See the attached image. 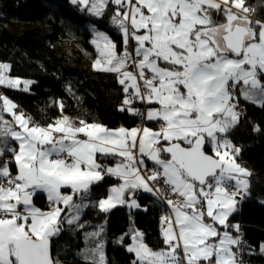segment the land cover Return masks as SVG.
Segmentation results:
<instances>
[{
  "label": "snow or ice",
  "instance_id": "6c2138e0",
  "mask_svg": "<svg viewBox=\"0 0 264 264\" xmlns=\"http://www.w3.org/2000/svg\"><path fill=\"white\" fill-rule=\"evenodd\" d=\"M70 3L98 19L111 9L121 40L94 28L92 67L115 75L120 111L154 126L110 129L67 116L41 125L0 92V264H59L53 238L65 223L84 227L89 205L140 209V191L165 209L164 247L154 250L131 229L132 264H243L230 217L250 195L251 172L237 162L230 133L241 98L264 107V19L247 0ZM8 71L0 63V86L29 90ZM109 156L111 165L100 159ZM106 177L118 183L93 204ZM41 194L47 210L35 204ZM102 230L86 233L96 238L83 254L90 264H108Z\"/></svg>",
  "mask_w": 264,
  "mask_h": 264
},
{
  "label": "trees",
  "instance_id": "16d2710c",
  "mask_svg": "<svg viewBox=\"0 0 264 264\" xmlns=\"http://www.w3.org/2000/svg\"><path fill=\"white\" fill-rule=\"evenodd\" d=\"M247 4L256 8L257 18L264 19V0H247ZM111 14L110 9L98 19L72 5L70 0H0V63L9 65L10 77L31 82L28 91L21 90L23 87H4L0 92L18 105L17 111H23L41 125L65 114L72 120L83 119L110 129L139 127L141 120L119 110L125 94L114 74L85 67L83 57H76L71 66L62 54L63 43L73 42L81 53L93 59L96 52L91 43V25L119 43L120 33L111 23ZM10 23L32 27L17 33ZM239 109L245 113L230 133V139L240 148L237 162L251 172V187L250 195L237 205L230 222L240 228L243 244L239 255L243 264H264L261 250L264 245V107L241 98ZM147 125L154 126L152 122ZM100 159L107 165L113 163L110 156ZM117 183L109 177L101 181L91 198L93 204L105 198L110 187ZM137 200L140 209L117 206L107 213L89 205L82 217L84 227L76 230L64 224L60 236L53 238L54 258L59 264H90L83 254L95 245L96 238H86V233L101 228L100 240L104 243L108 264H132L134 256L126 250L131 239L124 235L131 229L144 233L146 243L154 250L164 247L160 218L165 209L149 193L137 192ZM35 204L43 210L48 208L42 194L35 198Z\"/></svg>",
  "mask_w": 264,
  "mask_h": 264
},
{
  "label": "rangeland",
  "instance_id": "374dc122",
  "mask_svg": "<svg viewBox=\"0 0 264 264\" xmlns=\"http://www.w3.org/2000/svg\"><path fill=\"white\" fill-rule=\"evenodd\" d=\"M12 29L13 28H15V30H13L14 32H19V30H27L28 28H30V27H32L30 24H17V23H10V25H9ZM10 28V29H11ZM96 29V30H99V29H97L94 25H91L90 27H89V31L91 32V35H92V38H93V29ZM11 29V30H12ZM99 31H101V30H99ZM92 40V39H91ZM62 54H63V57H64V59L67 61V63L69 64V65H71L72 66V63H73V61L76 59V57H83L84 59H83V61H82V64L85 66V67H87V68H89V69H91V70H93V67H92V65H93V61H94V59L96 58V55H95V57L93 58V59H90V57L89 56H87V55H85L84 53H81L78 49H77V47H76V45H75V43H73V42H65V43H63V49H62ZM5 75H8L9 76V74H8V72L7 73H5ZM12 78V77H11ZM21 81H23V80H21ZM23 87V84H21V88ZM0 88H4V86H0ZM62 116H67V115H65V114H62L59 118H61ZM68 117V116H67ZM72 120V119H71ZM74 122H79V121H76V120H73ZM141 126L140 127H142V126H144V125H142V124H140ZM133 209H135V208H133ZM75 225V224H74ZM76 226V225H75ZM79 228V227H78Z\"/></svg>",
  "mask_w": 264,
  "mask_h": 264
},
{
  "label": "crops",
  "instance_id": "0c3cea01",
  "mask_svg": "<svg viewBox=\"0 0 264 264\" xmlns=\"http://www.w3.org/2000/svg\"><path fill=\"white\" fill-rule=\"evenodd\" d=\"M145 123H146V124H145ZM147 123H150V122H148V121H144V124H143V125H144V126H145V125L148 126ZM140 126H141V125H139V127H140ZM148 127H153V126L150 125V126H148ZM47 205H48V204H47ZM62 207H63V206H62ZM85 209H86V208H85ZM85 209L82 210L81 221H82V217H83V213H84ZM65 211L67 212V211H70V210H67V209H66ZM65 225H66L67 227H68V226L73 227V228H75L76 230H79V229H80V227L78 228V227L75 226L74 224H73V225H69V224L65 223ZM131 254H132V253H131ZM132 255H133V254H132ZM133 256H134V255H133Z\"/></svg>",
  "mask_w": 264,
  "mask_h": 264
},
{
  "label": "built area",
  "instance_id": "2783aa9c",
  "mask_svg": "<svg viewBox=\"0 0 264 264\" xmlns=\"http://www.w3.org/2000/svg\"><path fill=\"white\" fill-rule=\"evenodd\" d=\"M139 107L141 108V110H144L147 106H145V105H139ZM240 111H241V113H242L241 116H243L244 113H245V111H243V109H240ZM136 118H137L138 120H141V118L138 117V116H136ZM141 121H142V120H141ZM143 124H144V121H142V125H143Z\"/></svg>",
  "mask_w": 264,
  "mask_h": 264
}]
</instances>
